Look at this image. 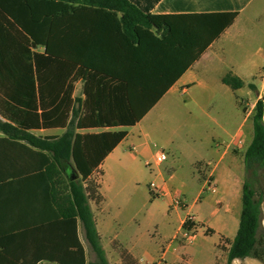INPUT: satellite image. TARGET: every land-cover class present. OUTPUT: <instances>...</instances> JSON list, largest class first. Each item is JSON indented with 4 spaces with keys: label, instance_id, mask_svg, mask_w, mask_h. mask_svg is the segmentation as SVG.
Masks as SVG:
<instances>
[{
    "label": "crops",
    "instance_id": "obj_1",
    "mask_svg": "<svg viewBox=\"0 0 264 264\" xmlns=\"http://www.w3.org/2000/svg\"><path fill=\"white\" fill-rule=\"evenodd\" d=\"M88 8L95 11L91 18L84 13L75 23L84 44L83 57L92 56L104 66L106 74L124 81L139 106L151 107L132 127L76 130L81 135L127 132L126 138L91 176V179H97L102 200L98 203L91 200L90 207L109 264H125L124 253L139 264H193L197 255L202 257V264H227L230 242L239 229L245 182L244 168L243 171L235 168L236 157L229 153L230 146L224 148L223 142L215 141L214 146L198 144V138L204 136V131L186 135V138L178 141V145L171 141L172 149L168 152L164 150L167 160L157 164L155 154L158 149L155 150L152 145L153 138L140 129H144L143 123L152 119L160 107L173 108L182 102L192 109L190 114L195 115L197 121L205 122L212 108L222 110L236 106L237 112L241 109L243 113L242 121L236 131L227 133V136L230 142L239 136L234 147L243 142L242 129L249 115H245V97L240 92L245 88L257 91L252 109L264 97V0H161L150 15L168 17L170 27L163 24L161 28L154 26L152 29L136 26L140 38L137 44H133L122 29V13L111 10L96 12L98 8ZM222 13H237V18L182 73L183 38L179 16ZM70 25L66 24L67 31ZM228 73L240 77L245 83L244 87L234 91L223 84L222 79ZM73 98L84 101L83 80L75 83ZM80 104L76 101L73 107V110H78L79 117L83 113ZM72 117L73 113L71 120ZM0 120L5 121L1 116ZM250 129L251 143L253 122ZM67 130L68 127L40 129L31 133L50 138L60 137ZM136 131L137 136L133 135ZM4 138L7 135L0 131V140ZM23 151L21 147L16 148L17 154ZM141 164L149 169L152 182L165 190L166 194L159 197L164 210H160L157 204L159 200L149 198L147 208V205L127 194L124 183L126 179L136 176ZM209 179L221 191L219 196H210V208L213 209L211 218L218 215L221 209L225 210L226 223L222 230L227 235H222L211 226L210 221H199L194 213L201 199L204 201L206 195L211 193ZM188 195H192V203ZM180 196L186 200L188 208L173 206L175 198ZM43 207L42 201L33 199V176L0 183V264H65L56 259L68 255V240L75 243V236L71 235L69 229H60L54 224L49 226L46 222L55 220V216L50 210L44 211ZM188 214L196 217V223L189 225L190 230L197 233V238L204 236L206 230L212 231L211 235H219V252H210L202 243L196 245L197 240L190 245L173 240L183 230ZM149 224H154L156 228L151 239L148 238L149 231L145 232ZM77 238L85 249L87 264L94 262L89 260V251L92 255L94 253L80 222ZM259 262L264 264L253 258L236 259L232 264Z\"/></svg>",
    "mask_w": 264,
    "mask_h": 264
},
{
    "label": "trees",
    "instance_id": "obj_2",
    "mask_svg": "<svg viewBox=\"0 0 264 264\" xmlns=\"http://www.w3.org/2000/svg\"><path fill=\"white\" fill-rule=\"evenodd\" d=\"M160 1L0 0V116L5 120H0V131L7 135L0 140V183L33 176V199L42 201L43 210L55 216L46 223L69 229L75 236V243L68 240V255L56 259L60 263L87 264L77 238L80 222L95 255L90 264H109L90 207L91 200H102L91 176L127 136L126 131L81 135L76 130L132 127L151 109L139 106L127 84L106 74L95 58L83 57L84 44L75 23L84 13L91 18L95 11L88 7L122 13V29L137 44L136 26L170 27L168 17L150 15ZM236 18L237 13L179 16L182 73ZM67 23L71 24L69 33ZM79 80L84 81V101L73 98ZM222 82L234 91L245 85L232 73ZM76 101L81 103L80 117L73 110ZM254 110L253 138L244 154L243 208L227 264L246 258L264 262V98L256 102ZM67 127L60 137L41 138L31 133ZM17 147L24 151L17 154ZM183 229L191 226L186 222ZM123 261L139 264L127 253Z\"/></svg>",
    "mask_w": 264,
    "mask_h": 264
},
{
    "label": "rangeland",
    "instance_id": "obj_3",
    "mask_svg": "<svg viewBox=\"0 0 264 264\" xmlns=\"http://www.w3.org/2000/svg\"><path fill=\"white\" fill-rule=\"evenodd\" d=\"M257 94V91H253L248 88H245L240 92V95L245 97L243 100V109L245 115H249V119L242 129L243 142L241 144L239 143L238 147H234V144L237 142V138L239 136L233 139L231 142L229 141L230 137L227 136V133L235 132L242 121L243 113L241 109H239L240 112H237L236 106H230V108H223L222 110H217L216 107L212 108L210 110V116L209 118H205V122L197 121L194 117L195 115L190 114L192 109L182 102L180 106L173 108L160 107L155 111L152 119L143 123L142 128L144 129H140V131L148 132L152 136V145L155 150L163 149L167 152L172 149L170 146L171 141H174L176 143L175 145H178V141L182 138H186V135L192 136L193 134L196 135L199 132L203 133L204 131V136L198 138V144H202L203 146H214L215 141L219 143L223 142L225 145L224 148L230 146L229 153L236 157L235 168H239L240 171L244 170L245 181L247 178V172L244 163V154L251 140L252 130L250 129V126L252 125V117L255 113V110L252 109V106L255 103ZM164 115H166V117ZM137 133V131L133 132V135L137 136ZM215 159L216 161L218 160L217 158ZM242 168L244 169L242 170ZM92 181L97 184L96 178L92 179ZM151 182L152 179L149 175V169L144 164H141L138 167L136 176L132 177L131 179H126L124 188L130 197L139 200L141 204L147 205V208L149 204V198H151L153 200H159L157 201V204L160 206V210H164L165 208L162 206L163 201L159 198L153 197L150 192ZM261 185L264 189V177L261 179ZM212 186L216 187L217 191H210L211 193L206 195V199L204 201L201 199V203H199L197 208L194 209V213L196 214L199 221L204 223L210 221L208 223L211 226L218 229L222 235H227V232H225L224 229L222 230V226L226 223L225 210L221 209V212L218 215L211 218L213 209L210 208V201L212 200L210 196L212 194L216 197L221 193L214 183H212ZM188 199L189 202L192 203V195H188ZM199 226H201V224ZM155 229L156 228L154 227V224H149L145 228V232L149 231V239L154 237L156 232ZM211 234V232H207L206 230L204 236L207 237L201 235L200 237L196 238V245L202 243L210 252L214 253L216 250L219 252V235ZM194 246L191 247V249L194 248ZM220 247H222V245ZM89 260H95L94 255H92L90 251ZM202 262V257L200 255L194 256L193 264H202ZM259 264L263 263L259 262Z\"/></svg>",
    "mask_w": 264,
    "mask_h": 264
},
{
    "label": "built area",
    "instance_id": "obj_4",
    "mask_svg": "<svg viewBox=\"0 0 264 264\" xmlns=\"http://www.w3.org/2000/svg\"><path fill=\"white\" fill-rule=\"evenodd\" d=\"M155 160L157 164H160L162 162H164L165 160H167V154L164 150L162 149H158L156 151L155 154ZM208 186H209V190L212 192H216L217 189L216 187L212 186V181L211 179L208 180ZM150 192L152 194L153 197L155 198H159L164 196L165 190L163 189V187L159 186L156 182H151L150 183ZM173 206L177 207V208H182V209H186L188 208V203L186 202V200L183 197H177L175 198L174 202H173ZM191 223V224H195L196 223V217L193 214H188L184 220V224L185 223ZM197 238V234L195 232V230H181L180 233H178L173 240L176 241H180L186 245L191 244L193 241H195Z\"/></svg>",
    "mask_w": 264,
    "mask_h": 264
}]
</instances>
